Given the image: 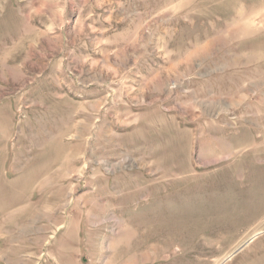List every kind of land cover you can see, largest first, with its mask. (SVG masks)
Segmentation results:
<instances>
[{"label": "rangeland", "instance_id": "obj_1", "mask_svg": "<svg viewBox=\"0 0 264 264\" xmlns=\"http://www.w3.org/2000/svg\"><path fill=\"white\" fill-rule=\"evenodd\" d=\"M0 121V264H264V0H0Z\"/></svg>", "mask_w": 264, "mask_h": 264}, {"label": "crops", "instance_id": "obj_2", "mask_svg": "<svg viewBox=\"0 0 264 264\" xmlns=\"http://www.w3.org/2000/svg\"><path fill=\"white\" fill-rule=\"evenodd\" d=\"M2 122L0 121V134H2V136H0V146H1V151H0V164H1V166H3L4 164H5V161H6V155H5V153L4 152H2V151H5L6 152V147H8V143H9V138H10V131H9V128H8V130H4V129H2ZM0 173H1V169H0ZM4 194V193H3ZM3 194H2V196H3ZM2 196H1V194H0V200H1V198H2ZM24 197H25V195L24 194H20L19 196H16V198H14L13 197V201H18L19 202V204H21V205H23V203H24ZM2 203V201H0V210H3V208H4V205L3 204H1ZM18 210V209H17ZM22 216V215H21ZM2 216H0V218H1ZM19 217L20 216H16V218H15V222L16 223H18L19 222ZM23 219H22V221H24V217H22ZM1 221V220H0ZM4 245H2V247H3ZM0 252H3V250L2 249H0Z\"/></svg>", "mask_w": 264, "mask_h": 264}]
</instances>
